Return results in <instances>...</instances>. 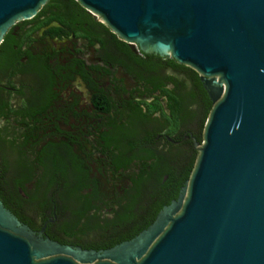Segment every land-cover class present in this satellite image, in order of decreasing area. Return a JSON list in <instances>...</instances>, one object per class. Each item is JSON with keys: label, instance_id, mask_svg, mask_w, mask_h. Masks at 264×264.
<instances>
[{"label": "flooded vegetation", "instance_id": "1", "mask_svg": "<svg viewBox=\"0 0 264 264\" xmlns=\"http://www.w3.org/2000/svg\"><path fill=\"white\" fill-rule=\"evenodd\" d=\"M44 4L0 39V200L36 234L102 252L177 200L212 101L190 66L71 0Z\"/></svg>", "mask_w": 264, "mask_h": 264}, {"label": "water", "instance_id": "2", "mask_svg": "<svg viewBox=\"0 0 264 264\" xmlns=\"http://www.w3.org/2000/svg\"><path fill=\"white\" fill-rule=\"evenodd\" d=\"M46 1L0 0V39ZM76 1L201 75L212 101L202 143L177 200L102 252L36 234L0 200V264H264V0Z\"/></svg>", "mask_w": 264, "mask_h": 264}, {"label": "trees", "instance_id": "3", "mask_svg": "<svg viewBox=\"0 0 264 264\" xmlns=\"http://www.w3.org/2000/svg\"><path fill=\"white\" fill-rule=\"evenodd\" d=\"M51 1H53V0H47L46 3L44 4V6H46V4L49 3V2H51ZM71 2H72V3H75V4H79L76 0H71ZM44 6H42V7H44ZM196 156H197V155H195V159H196ZM192 165H193V164H192ZM192 168H193V166H191L190 170H192ZM190 170H189V172H188V174H187V177H189V175H190V172H191Z\"/></svg>", "mask_w": 264, "mask_h": 264}, {"label": "rangeland", "instance_id": "4", "mask_svg": "<svg viewBox=\"0 0 264 264\" xmlns=\"http://www.w3.org/2000/svg\"><path fill=\"white\" fill-rule=\"evenodd\" d=\"M100 19V18H99Z\"/></svg>", "mask_w": 264, "mask_h": 264}]
</instances>
